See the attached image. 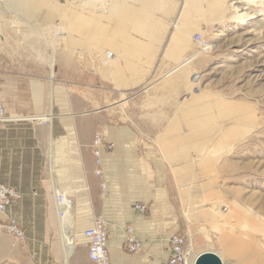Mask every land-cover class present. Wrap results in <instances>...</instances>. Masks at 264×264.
I'll return each instance as SVG.
<instances>
[{
	"label": "rangeland",
	"instance_id": "obj_1",
	"mask_svg": "<svg viewBox=\"0 0 264 264\" xmlns=\"http://www.w3.org/2000/svg\"><path fill=\"white\" fill-rule=\"evenodd\" d=\"M68 1L75 2V10H82L78 6L81 0H0V50L4 56L0 59L8 56L23 61L39 53L51 67L55 49V65L61 56L86 64L92 49L97 97H110L108 101L159 98L160 105L138 107L145 115L151 110L153 117L172 114L168 120L156 122L160 127L167 123L178 131L181 119L188 129L182 143L185 153L169 160L168 172L173 181L178 164L190 169L187 182L170 188L179 220L177 233L187 237L189 253L194 250L193 263L200 252L211 250L224 264H264L263 15L237 21L230 6L235 0H116L112 15L121 4L136 15L110 17L105 25H115L116 30L138 29L135 41L124 44L159 52L153 56H130L128 52L134 62V69L128 70L110 63L127 52L124 46L112 43L104 49L92 27L88 38L83 33L77 38L52 18ZM96 4L88 14L91 20L102 13V2ZM252 4L253 11L263 7L260 2ZM82 16L80 13L78 18ZM198 33L210 46L208 52L194 60L183 78L175 82V72L170 79L173 84H160L168 70L200 51L194 39ZM165 100L168 102L162 104ZM206 116L214 119L203 123ZM155 141L160 145L158 138ZM181 187L186 191L180 192ZM61 235L60 231L52 234L50 264H95L88 257L82 231L75 234L78 245L67 259ZM15 242L24 246L26 241L8 232L0 234V264H32Z\"/></svg>",
	"mask_w": 264,
	"mask_h": 264
},
{
	"label": "crops",
	"instance_id": "obj_2",
	"mask_svg": "<svg viewBox=\"0 0 264 264\" xmlns=\"http://www.w3.org/2000/svg\"><path fill=\"white\" fill-rule=\"evenodd\" d=\"M132 52L128 55L159 53L143 48ZM94 56L89 49L86 64L59 57L53 77L42 54L23 61L0 59V97L12 118L0 122V184L13 186L22 195L0 212V221L18 220L26 242L24 246L15 242L16 248L32 264H50L52 234L61 232L56 193L63 192L74 199L76 233L96 215L106 218L112 264H163L179 225L170 187L187 182L190 170L178 164L172 181L169 160L185 153L182 143L188 129L181 119L178 131L167 123L156 124L168 120L169 113L142 114L139 105H160L159 98L97 97ZM97 134L114 144L102 152L101 175L96 174ZM137 203H145L147 211L135 210ZM129 226L142 241L137 252H130L124 241Z\"/></svg>",
	"mask_w": 264,
	"mask_h": 264
},
{
	"label": "bare ground",
	"instance_id": "obj_3",
	"mask_svg": "<svg viewBox=\"0 0 264 264\" xmlns=\"http://www.w3.org/2000/svg\"><path fill=\"white\" fill-rule=\"evenodd\" d=\"M97 2H99V3L102 2V4H101L102 13L100 15L101 17L97 16V15L96 16L93 15L94 19L91 20L90 17L88 16V14H89V11L92 8V6L94 4H96ZM256 2L257 3L260 2L263 7L261 9H259L258 11H253L254 9L251 10L250 5L252 3L255 4ZM74 3L75 2H69L68 1L67 4H63L62 6H59V9L57 10L58 11L57 15L52 16V18L55 19V21H57L59 25L63 26V28H67V30H69L70 33H73V35H75V37H77V38L80 37V35L82 33L85 34L86 37L88 38L89 37L88 32H89V30L90 31L92 30L89 28L92 27L94 30H96L94 33L95 39H98L99 41L102 42V47L104 49L105 48L107 49L108 48L107 46H109V44L112 45V43L115 46L120 45L121 48H122V46H124V48L127 49V52L119 55L120 56V59L118 58L119 60H117V58L116 59H110L109 58L110 63L112 64L111 66L112 67H114V66L120 67V65H121V67H123V68L126 66L128 68V70H133L134 69V62H133V60H131V57H129L127 55V53L132 52L134 47L132 45H128V44H124V43L128 40L129 41L131 40V42L135 41V36H133V35H134V33L135 34L137 33L138 29H133L131 31H128L122 27L120 30H116L114 28L115 25L111 24L109 27L107 25H105V19L110 18V17L112 18L115 16H118V17L122 16L124 19L130 15L135 17L136 14L133 12V9L132 8H129V10L124 9L122 4H121L120 8L118 7V10L116 11V13L112 15L111 13L115 11L114 4H116V0H103V1H100V0H81L79 2L78 6H80L82 8V10H79V11L75 10ZM230 6H231V9L235 10V18L237 21L243 22V21L252 19L255 17L256 13H259L260 15H263V17H264V0H235V2L231 3ZM97 7H98V5H97ZM125 7H127V5ZM80 13L83 15L81 19L78 18V15ZM92 13H94V12H92ZM109 14L111 16H109ZM262 21H264V18L262 19ZM126 26H127V24H126ZM129 33H131V34L129 35ZM90 36H91V33H90ZM84 37H82V38H84ZM200 37H201V34H199V33L194 35L195 43L200 47V51L186 57L184 60H181L180 63H178L176 66H174L170 70H168L167 73H165V75H163V77L159 76L160 78H162V79H160V82H159L160 84H161V82H163L162 84L165 83V85H166V83H168V81H169V83L173 84V80L176 82L180 78H183L185 76L186 70L189 68V66L192 65L194 60H196L198 58V56L201 55L203 52H208V49L210 48V46H208L207 42L204 43V40H203L204 38L201 40ZM125 49H123L122 51L124 52ZM134 50H135V48H134ZM54 53L56 54L55 49H54ZM55 54H53V57H52V64H51L52 69H54V66H55ZM112 57H114V56L112 55ZM175 72L176 73L178 72L177 76L174 77V79L172 78L173 80H170L171 75L174 74ZM176 73H175V75H176ZM170 87H172V86H170ZM211 119H214V118H212L211 116H206L205 119H203V123H206L207 120L209 122ZM211 140H215V138H212ZM72 211H73L72 209H69L68 213L64 217L59 215V220L61 223V234H62L61 239H62V243H63L62 246L64 247L63 249L65 251L66 259L69 258L72 254H74V252L76 251V247L78 245V243L76 241V237H75V234H76V230L74 227L75 226V218H74V214ZM193 253H194V250H193ZM193 253L191 252V254H190L188 251V257H189V259H191V264H195V262L193 263V259L191 256V255H193ZM197 256H196V258H197ZM196 258H195V260H196Z\"/></svg>",
	"mask_w": 264,
	"mask_h": 264
},
{
	"label": "built area",
	"instance_id": "obj_4",
	"mask_svg": "<svg viewBox=\"0 0 264 264\" xmlns=\"http://www.w3.org/2000/svg\"><path fill=\"white\" fill-rule=\"evenodd\" d=\"M12 118L5 113L4 102L0 97V122L10 121ZM96 174L101 175L102 169V152L106 149H112L113 143L105 141L102 134H97L94 141ZM104 188V186H103ZM56 209L58 215L64 217L69 209H73L74 199L63 192L56 193ZM21 193L13 186L0 184V212H4L14 202L21 198ZM139 212H146L145 203H137L134 206ZM8 232L17 237L22 242L26 241L23 228L18 220L10 218L7 222L0 221V234ZM82 238L89 248L88 257L95 264H112L109 250V223L102 214L96 215L89 226L83 229ZM125 244L130 252H137L142 248V241L134 235V227L129 226L126 229ZM171 254L163 264H191L188 257V239L185 235L174 233L170 237Z\"/></svg>",
	"mask_w": 264,
	"mask_h": 264
},
{
	"label": "water",
	"instance_id": "obj_5",
	"mask_svg": "<svg viewBox=\"0 0 264 264\" xmlns=\"http://www.w3.org/2000/svg\"><path fill=\"white\" fill-rule=\"evenodd\" d=\"M195 264H224V262L219 254L211 250H206L199 253Z\"/></svg>",
	"mask_w": 264,
	"mask_h": 264
}]
</instances>
